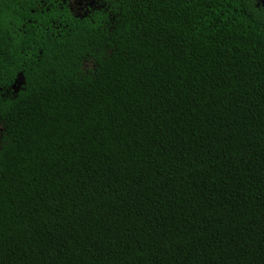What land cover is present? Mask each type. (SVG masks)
<instances>
[{
	"label": "trees",
	"instance_id": "1",
	"mask_svg": "<svg viewBox=\"0 0 264 264\" xmlns=\"http://www.w3.org/2000/svg\"><path fill=\"white\" fill-rule=\"evenodd\" d=\"M40 1L0 0V264H264L260 0Z\"/></svg>",
	"mask_w": 264,
	"mask_h": 264
},
{
	"label": "flooded vegetation",
	"instance_id": "2",
	"mask_svg": "<svg viewBox=\"0 0 264 264\" xmlns=\"http://www.w3.org/2000/svg\"><path fill=\"white\" fill-rule=\"evenodd\" d=\"M50 5H58L64 8L66 5L69 7L71 13L75 16L86 17L88 16L96 3V0H54ZM41 3H44L45 0H41ZM262 5L264 6V0H260ZM98 4V3H97ZM23 74L19 73L17 78L8 86H4L0 84V100L1 98H9L10 94H17L21 89H23V84L25 81L23 80ZM2 131V124L0 121V132Z\"/></svg>",
	"mask_w": 264,
	"mask_h": 264
}]
</instances>
